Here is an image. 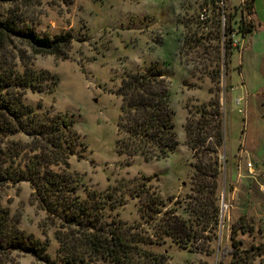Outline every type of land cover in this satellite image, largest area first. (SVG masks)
<instances>
[{
    "label": "rangeland",
    "instance_id": "1",
    "mask_svg": "<svg viewBox=\"0 0 264 264\" xmlns=\"http://www.w3.org/2000/svg\"><path fill=\"white\" fill-rule=\"evenodd\" d=\"M242 2L19 0L0 5V19H13L12 27L21 32L0 34V72L46 74L22 97L16 89L8 97L71 125L74 151L67 161L81 180L80 198L108 199L128 234L147 236L151 243L142 248L163 254V264H229L232 244L249 252L250 264H264V0H254L251 14ZM229 17L231 23L242 18L251 32L223 35ZM29 33L56 43L30 45ZM157 69L168 83L177 145L159 160L118 154L122 78ZM216 101L223 135L216 153L219 221L213 235L198 231L200 238L182 248L163 234L162 225L173 208L189 203L197 167L213 159ZM6 140L14 142L10 148L27 151L32 137L17 133ZM0 204L20 231L46 240L49 258L60 264L55 227L25 178L0 190ZM6 258L5 264H42L17 251Z\"/></svg>",
    "mask_w": 264,
    "mask_h": 264
},
{
    "label": "trees",
    "instance_id": "2",
    "mask_svg": "<svg viewBox=\"0 0 264 264\" xmlns=\"http://www.w3.org/2000/svg\"><path fill=\"white\" fill-rule=\"evenodd\" d=\"M15 1L19 0H0V5ZM242 3L247 14L254 13V0ZM13 25V19H0V34L8 31L20 35L21 32ZM232 32H239L243 37L251 29L246 27L242 18L231 23L229 17L223 35ZM26 37L30 45L41 48L53 47L56 43L40 39L34 33L26 34ZM223 46L228 48L226 44ZM43 75L46 74L0 72V190L22 178L29 182L32 196L46 213L49 225L55 227L53 238L58 245L57 259L60 264H163V254H153L142 248V245L151 243L147 236L128 234L129 227L112 214L108 199L91 201L80 198L78 186L81 180L76 172L70 170L67 161L74 151L71 125L63 117L45 118L44 114L39 115L28 106L18 105V99L12 102L8 97L10 89L18 90L15 95L22 97L26 89H34L45 79ZM117 96L121 100L115 141L117 153L145 161L166 158L175 149L177 141L168 83L163 74L158 69L129 72L122 78ZM214 107L216 120L213 150L210 151L212 164H204L202 169L197 167L192 178L189 203L180 210L173 208L171 218H167L162 225L163 234L173 238L182 248H188L196 238H200L198 231L211 234L219 221V165L216 153L223 143V135L218 101ZM9 117H14L13 123ZM17 133L32 137L27 151L9 147L14 142L6 140V137ZM187 134V143L193 150V139L189 132ZM153 212L158 213V210ZM47 245L46 240L42 242L20 231L11 220L9 209L0 204V264L9 262L6 256L12 251L28 254L42 264H54L47 254ZM231 246L229 264H250L248 251L240 252L237 246ZM205 252L210 254L212 250ZM239 258L243 260L238 262ZM216 264L225 263L220 261Z\"/></svg>",
    "mask_w": 264,
    "mask_h": 264
},
{
    "label": "crops",
    "instance_id": "3",
    "mask_svg": "<svg viewBox=\"0 0 264 264\" xmlns=\"http://www.w3.org/2000/svg\"><path fill=\"white\" fill-rule=\"evenodd\" d=\"M240 151H242V150H239V153H241ZM242 154V153H241ZM240 154V156H242V159L243 158H246V155H247V152L246 151H244V156L243 155H241ZM240 161H241V159H237V161H236V167H237V171H238V174H237V178L239 177V175H240V169H239V163H240ZM242 162V161H241ZM247 163V162H246ZM249 163V162H248ZM247 170V169H246ZM249 170V169H248ZM248 170H247V172H248ZM248 174V173H247ZM250 175V174H249ZM248 176V175H247Z\"/></svg>",
    "mask_w": 264,
    "mask_h": 264
},
{
    "label": "built area",
    "instance_id": "4",
    "mask_svg": "<svg viewBox=\"0 0 264 264\" xmlns=\"http://www.w3.org/2000/svg\"><path fill=\"white\" fill-rule=\"evenodd\" d=\"M246 166L249 168L250 167V164L249 163H246Z\"/></svg>",
    "mask_w": 264,
    "mask_h": 264
}]
</instances>
